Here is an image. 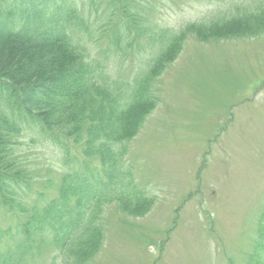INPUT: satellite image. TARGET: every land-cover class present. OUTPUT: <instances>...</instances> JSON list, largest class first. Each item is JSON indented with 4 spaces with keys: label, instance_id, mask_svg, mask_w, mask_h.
<instances>
[{
    "label": "rangeland",
    "instance_id": "rangeland-1",
    "mask_svg": "<svg viewBox=\"0 0 264 264\" xmlns=\"http://www.w3.org/2000/svg\"><path fill=\"white\" fill-rule=\"evenodd\" d=\"M31 2L47 16L57 8L98 81L124 99L169 32L216 19L229 21L230 31L184 33L176 58L153 80V108L117 144L113 167L23 123L16 157L29 179L12 185L10 207L0 203V264H249L256 251L264 259L256 241L264 207V30L241 32L233 21L264 1L0 0V12L17 19ZM73 174L106 192L91 220L101 244L83 261L70 253V239L56 242L64 233L49 214L63 177ZM124 190L145 196L147 210L124 212ZM68 196L75 214L78 196Z\"/></svg>",
    "mask_w": 264,
    "mask_h": 264
},
{
    "label": "trees",
    "instance_id": "trees-1",
    "mask_svg": "<svg viewBox=\"0 0 264 264\" xmlns=\"http://www.w3.org/2000/svg\"><path fill=\"white\" fill-rule=\"evenodd\" d=\"M32 2L17 19L0 12V191H3L0 203L8 207L9 195L16 194L12 185L29 179L27 167L16 157L17 138L23 123L34 124L63 148L68 140L81 145L87 158L98 155L102 165L113 167L117 144L134 136L144 116L153 108L155 100L150 94L153 80L176 58L185 41L184 33L201 31L204 37L207 32L214 34V25L216 29L222 28L217 35L226 34L223 30L230 31L229 21L216 22L219 20L216 19L210 23L189 22L178 33L169 32L160 42L158 54L153 57L146 75L137 80L124 99V95L98 81L94 61L87 60L84 50L72 41L66 30V19L60 16L57 8L47 16ZM240 18L234 16L233 21L241 32L253 27L264 30V2L256 14L246 13L242 20ZM247 20L250 24H246ZM123 21L130 22L127 18ZM124 28L128 30L129 27L124 24ZM96 180L104 187L98 173ZM133 194L121 191L119 204L124 212L142 214L149 201L145 196ZM68 195L78 196L75 214L68 207ZM105 195V189L86 184L84 177L64 176L60 202L50 209V217L57 220L58 228L64 233L56 242L70 239V253L79 261L90 258L101 244V236L91 220ZM85 203L91 204L88 214L80 210ZM65 213L68 217L63 221ZM80 223L83 226L79 227ZM256 241L264 251V207ZM252 257L254 262L249 264H264L258 251Z\"/></svg>",
    "mask_w": 264,
    "mask_h": 264
}]
</instances>
